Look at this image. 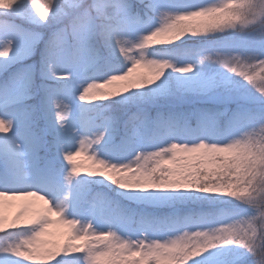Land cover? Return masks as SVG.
Listing matches in <instances>:
<instances>
[{
    "label": "snow or ice",
    "instance_id": "snow-or-ice-1",
    "mask_svg": "<svg viewBox=\"0 0 264 264\" xmlns=\"http://www.w3.org/2000/svg\"><path fill=\"white\" fill-rule=\"evenodd\" d=\"M0 264H264V0H0Z\"/></svg>",
    "mask_w": 264,
    "mask_h": 264
},
{
    "label": "rangeland",
    "instance_id": "rangeland-1",
    "mask_svg": "<svg viewBox=\"0 0 264 264\" xmlns=\"http://www.w3.org/2000/svg\"><path fill=\"white\" fill-rule=\"evenodd\" d=\"M17 204H21V203H23V202H16ZM16 209H13V211H15Z\"/></svg>",
    "mask_w": 264,
    "mask_h": 264
}]
</instances>
